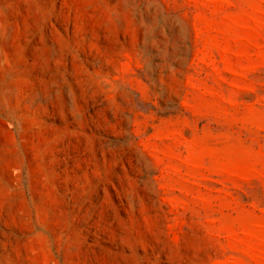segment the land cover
<instances>
[{"label":"rangeland","instance_id":"1","mask_svg":"<svg viewBox=\"0 0 264 264\" xmlns=\"http://www.w3.org/2000/svg\"><path fill=\"white\" fill-rule=\"evenodd\" d=\"M0 264H264V0H0Z\"/></svg>","mask_w":264,"mask_h":264}]
</instances>
